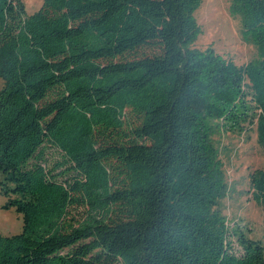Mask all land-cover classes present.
<instances>
[{
  "label": "trees",
  "instance_id": "obj_1",
  "mask_svg": "<svg viewBox=\"0 0 264 264\" xmlns=\"http://www.w3.org/2000/svg\"><path fill=\"white\" fill-rule=\"evenodd\" d=\"M231 1L255 62L190 48L200 0H0V264H264L219 209L214 127L264 151V0Z\"/></svg>",
  "mask_w": 264,
  "mask_h": 264
},
{
  "label": "rangeland",
  "instance_id": "obj_2",
  "mask_svg": "<svg viewBox=\"0 0 264 264\" xmlns=\"http://www.w3.org/2000/svg\"><path fill=\"white\" fill-rule=\"evenodd\" d=\"M21 1L28 15L35 13L43 2ZM193 17L199 30L190 45L191 49H212L237 65L261 58L262 53L257 45L243 36V20L233 9L231 0H200ZM2 84L0 79V88ZM212 141L223 163L227 188L219 209L229 229L239 228L251 239L264 242V206L256 204L249 192V174L264 169V151L257 142L255 127L242 134H232L215 126ZM50 153L51 157H57L56 152ZM6 201L0 192V235L12 236L22 230V216L14 208L5 209Z\"/></svg>",
  "mask_w": 264,
  "mask_h": 264
}]
</instances>
